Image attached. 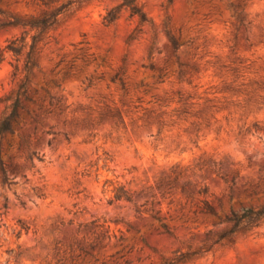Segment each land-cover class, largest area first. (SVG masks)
Listing matches in <instances>:
<instances>
[{"label": "rangeland", "instance_id": "obj_1", "mask_svg": "<svg viewBox=\"0 0 264 264\" xmlns=\"http://www.w3.org/2000/svg\"><path fill=\"white\" fill-rule=\"evenodd\" d=\"M43 1L0 0V20L62 0ZM165 1L137 0L140 24L120 0H87L49 32L1 139L0 264H162L187 249L202 253L178 264H264V222L214 243L232 211L264 204V0ZM21 32L0 29V117L23 75L5 49ZM173 164L186 174L159 183ZM183 180L206 193L184 196ZM118 185L133 202L112 198Z\"/></svg>", "mask_w": 264, "mask_h": 264}, {"label": "trees", "instance_id": "obj_2", "mask_svg": "<svg viewBox=\"0 0 264 264\" xmlns=\"http://www.w3.org/2000/svg\"><path fill=\"white\" fill-rule=\"evenodd\" d=\"M87 0H62L56 3L53 7L48 10L42 12L39 16H29L26 18H21L11 14H4L2 20H0V29H4L10 26L18 27L22 29L21 34L11 39L5 49L10 51L14 56H21L22 57V78L18 84L16 93L9 103L7 107V111L0 117V149H1V139L2 137L9 133L12 134L14 132L12 128V124L16 121L19 116V110L23 109V102L24 101H31V97L28 95L27 92V82L29 78V74L31 73L33 68H38L37 63V56L42 51L43 47L49 42V39L56 40L52 37L49 32L54 31L62 20L72 13V11L79 7L82 2ZM121 6H124L129 9L131 15H135L138 18L140 24L148 23L151 24V20L147 18L146 14L141 10L140 6L137 5V0H120ZM50 0H44L43 4L48 5ZM172 0H166L162 6L167 7L170 5ZM230 6L235 9L236 5L230 3ZM117 17V9H112L108 11L103 17V24L105 26L111 24ZM240 19V17L238 16ZM162 30L173 50L175 52L178 47L179 43L177 42V38L172 33L171 29L169 28V17L166 15L162 22ZM139 30L132 31L126 38L125 42L128 43L131 40L136 38V33ZM154 43V36H152L151 46L149 47L148 54L150 55L152 45ZM1 53H0V61H1ZM83 62H88L89 57L83 56ZM149 68L153 69V64L148 65ZM70 67H72L70 65ZM16 69V68H15ZM68 74L69 71L66 70L64 72ZM118 77V72H116L112 77L111 80H115ZM121 85L123 82L119 78ZM44 89V88H42ZM59 102V100H58ZM40 107V106H39ZM254 128H258V124L254 122L252 124ZM216 162L212 161V165H215ZM205 161H202L197 165V168H201L205 166ZM211 168V167H210ZM217 170V169H215ZM186 173L179 167L178 164H173L170 168V174L160 178L159 183H162L165 179L167 184H170V180L177 181L180 176L185 175ZM235 173H232V179L235 177ZM222 178L226 180L224 175H221ZM0 180L1 183L8 184V178L6 176L5 170L3 168L2 161L0 159ZM107 182V181H106ZM188 180H183L179 182V191L186 197L194 198V196H201L206 193V187L201 186L198 187L195 191L190 189L188 185ZM112 198L115 200L124 199L129 202H133L132 195L121 185L114 186L112 188ZM201 202V208L204 212L214 214V209L209 205L206 199L199 198ZM136 210H138L137 205L134 203ZM142 205V204H141ZM152 217L156 218L158 221H161V218L157 215H151ZM226 220L230 222V227L221 232L217 235L214 240V243L220 242L222 240H230L233 234L238 231H248L260 223L264 222V204L257 207H244L238 211H232L229 216L226 217ZM161 227L163 228L164 232L171 233L169 228L166 226L165 223L160 222ZM90 248H93L92 244ZM82 250V249H81ZM207 250V249H205ZM202 251L198 250H190L187 249L185 251H177L174 257L170 260L164 261L162 264H178L184 262L196 255L201 254ZM86 255H91L89 251H78L77 256L85 257ZM99 264H110L106 262H100ZM125 264H129V261L126 260Z\"/></svg>", "mask_w": 264, "mask_h": 264}]
</instances>
